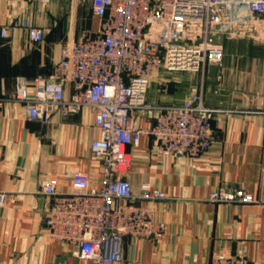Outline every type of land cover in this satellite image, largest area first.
<instances>
[{"label": "crops", "instance_id": "0c3cea01", "mask_svg": "<svg viewBox=\"0 0 264 264\" xmlns=\"http://www.w3.org/2000/svg\"><path fill=\"white\" fill-rule=\"evenodd\" d=\"M71 2L0 0V28L20 16L46 33L38 44H31L22 28L0 35V196L6 194L0 202V264H92L72 244L49 236L44 219L50 200L41 186L54 178L58 190L70 191L76 170L89 174L91 187L99 186L101 164L90 151L99 135L93 112L84 107L65 117L55 114L46 125L27 118L24 104L14 99L18 77L32 81L50 74L64 42L97 27L95 15L78 24L84 1ZM229 30L223 61L200 71L184 95L168 93L162 76L167 70L148 89L147 102L155 106L181 103L202 91L205 104L216 109L215 141L194 157L162 156L148 134L129 146L128 178L135 191L148 181L167 193L154 203L155 218L165 222L166 232L160 239L125 238L123 258L114 264H208L215 254L236 253L250 264H264V203L209 198L217 188L264 195V42L249 30ZM157 114L145 109L136 122L145 127Z\"/></svg>", "mask_w": 264, "mask_h": 264}, {"label": "built area", "instance_id": "2783aa9c", "mask_svg": "<svg viewBox=\"0 0 264 264\" xmlns=\"http://www.w3.org/2000/svg\"><path fill=\"white\" fill-rule=\"evenodd\" d=\"M81 1L90 2L97 27L65 41L50 74L32 81L18 77L14 99L24 104L27 118L46 125L55 114L65 117L84 107L93 112L99 135L90 151L101 164L100 184L91 187L89 174L80 170L72 175L70 191L58 190L54 178L44 181L41 193L50 200L44 225L51 238L75 246L79 257L114 264L123 258L125 238L160 239L166 232L165 222L155 218L154 203L167 193L148 181L135 191L128 178L133 162L129 146L148 134L162 156L194 157L215 141L216 109L205 104L202 91L181 103L150 105L147 92L153 78L163 70L204 71L220 64L225 47L218 33L223 28L255 31L264 42V0ZM15 28H22L31 44L46 35L44 27L20 16L2 26L0 35L7 37ZM149 108L158 114L142 127L137 113ZM209 198L264 203V195L243 188H217ZM5 199L1 194L0 202ZM208 264L250 260L241 253L215 254Z\"/></svg>", "mask_w": 264, "mask_h": 264}, {"label": "rangeland", "instance_id": "374dc122", "mask_svg": "<svg viewBox=\"0 0 264 264\" xmlns=\"http://www.w3.org/2000/svg\"><path fill=\"white\" fill-rule=\"evenodd\" d=\"M76 1H81V0H76ZM72 5L75 4V1L72 0ZM81 4V3H80ZM80 11L81 13H79L78 18H77V22L78 24L81 23V21H85L87 18H91L93 17V11H92V7L90 5L89 1H84L81 5H80ZM82 11L85 12L86 14H82ZM69 13V12H67ZM67 15V14H65ZM65 15H64V20L66 21L67 19H65ZM85 15V16H83ZM255 31L250 32V35L252 37H254L255 40H257V36H256V32L254 34ZM74 35V34H73ZM71 35V36H73ZM226 35V36H225ZM230 35V30L227 28H223L219 31L218 33V39L223 43L224 47H225V39H228ZM245 36H247L245 34ZM234 46V45H232ZM166 71V70H164ZM200 74V71H190V70H168L166 73H164V75H162L165 79V81H163L167 86L168 89V93H179V95H184L185 91H186V86L189 82H192V79H194L195 81L197 80L198 75ZM192 76V77H189ZM155 81H160V78H153L151 85L153 83H155ZM16 85H17V80H16ZM175 104V103H173Z\"/></svg>", "mask_w": 264, "mask_h": 264}]
</instances>
